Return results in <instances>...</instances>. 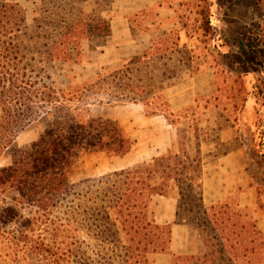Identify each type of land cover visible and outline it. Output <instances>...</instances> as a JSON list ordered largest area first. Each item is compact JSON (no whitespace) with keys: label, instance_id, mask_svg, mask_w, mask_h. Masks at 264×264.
<instances>
[{"label":"trees","instance_id":"trees-1","mask_svg":"<svg viewBox=\"0 0 264 264\" xmlns=\"http://www.w3.org/2000/svg\"><path fill=\"white\" fill-rule=\"evenodd\" d=\"M85 1L40 0L31 18L20 4L9 5L10 15L14 12L11 31L1 23L3 18L9 21L4 12L7 5L0 7V154L10 148L21 129L42 124L37 140L18 148L11 162L0 165V264H150L147 247L141 245L152 229L164 231L167 240L156 237L148 243L153 245L151 257L168 249L169 227L154 224L152 215L146 221L144 213L153 195L174 196L172 190L184 182L177 179L175 167L168 164V171H160L156 177L154 167L160 166L156 159L149 166L141 162L102 177L120 181L114 203L109 193L115 185L103 187L104 180H99L85 190L84 195L92 196L87 198L92 206L81 210L75 204L62 215L58 211L65 195L74 191L69 175L77 160L98 151L123 156L132 148V141L115 121L91 114L90 107L103 101H90L88 94L100 93L106 87L111 100L105 103H141L147 115L163 113L175 123L176 115L170 112L162 91L183 79V73L187 76L199 70L192 50L179 45L178 29L162 30L146 51L126 60L122 69L100 73L90 84L71 90L57 87L51 73L54 63L71 60L82 41L93 49L104 45L110 34L108 20L102 15L109 0H94L90 12L82 5ZM181 26L186 27L184 23ZM156 72L161 75L154 79ZM143 74L146 80L150 74L149 83H143ZM125 76L123 84L120 80ZM122 86V91H116ZM260 161L264 174V147ZM186 182L187 194L178 193L184 205L193 203V190L200 189L201 177L196 175ZM196 194L201 203V193ZM213 209L212 205L209 209L197 206L191 217L206 229L219 232L218 237L212 235L216 241L212 252L206 254L203 247L196 256H177L174 261L248 264L247 253L253 251L241 234L231 242L224 221L220 223L223 227L217 228L215 214L209 213ZM124 211L123 220L130 223L127 231L124 227L119 230L112 220L114 213L120 218L125 216ZM177 216L180 218L178 211ZM92 217L101 223L89 224ZM122 234L129 237L127 245L121 243ZM198 236L202 238L200 233ZM88 238L97 243H89Z\"/></svg>","mask_w":264,"mask_h":264},{"label":"rangeland","instance_id":"rangeland-1","mask_svg":"<svg viewBox=\"0 0 264 264\" xmlns=\"http://www.w3.org/2000/svg\"><path fill=\"white\" fill-rule=\"evenodd\" d=\"M93 1L87 0L82 4L85 11L90 12L94 8ZM173 1L180 5L178 15L181 24L184 23L187 32L194 34L197 39L194 42L197 57L194 65L199 68L210 65L213 68L215 89L211 95L207 93L204 96L200 95L197 104L191 105L183 112L182 115L189 116L190 120L179 124L180 132L168 152L150 157L152 153L148 154L147 144H135L129 160L137 158L140 164L144 162V165L149 166L153 162L152 159H156L160 164L154 167L157 169L156 177L160 175V171H168L167 164L175 167L177 179L184 182L179 188L172 190L174 196L178 198L179 217L189 219L187 221L193 225L195 232L201 234L202 238H198V242L203 243L206 254L212 252L216 243L212 235L215 233L218 237L219 232L206 229L191 218L195 215L197 206L205 207L197 200L196 193L200 192L202 195V179L209 177L214 188H219L223 183L224 191L233 194L213 204L214 209L209 213L215 214L217 228L223 227L220 225L221 221L225 222L232 243L239 238V234L242 235L247 247L253 251L247 253L245 261L248 264H264V174L260 161V153L264 147V0H217V5L213 4L214 0ZM226 1L227 7H224L222 4ZM16 3L25 7L27 17L31 18L32 12L40 5V0H0V7L1 4L7 5L3 9L10 17L9 21L3 18L1 22L7 31L12 30L14 23V12L10 15L11 10L8 7ZM209 4H212L211 7ZM217 9H222L221 12L226 13L229 20L219 23L215 14ZM169 27V24H165L163 28ZM99 51L100 47L93 49L87 41H82L78 54L71 60L55 62V69L51 73L56 86L71 90L76 86L90 84L98 74L110 73L126 66V60L129 59L126 54ZM124 74L126 75V71ZM155 74L154 79H157L161 72ZM182 75L185 78L184 73ZM169 76L171 78L170 74ZM148 77L150 74L147 75V80L145 74L142 75L143 83H149ZM120 82L126 83V76ZM120 90H123V86L116 91ZM107 91L105 87L100 93L88 94L87 99L90 101L93 99L103 101L91 106V113L126 119V110L132 106H127L126 100L113 104L105 103L111 100L106 94ZM158 101L161 102V98ZM41 129V123L21 129L10 148L4 149L0 154V165L11 162L18 148L26 147L37 140ZM199 143L202 145L201 149H197ZM235 148L241 149V155L234 158L237 165L229 166L227 176L221 177L217 158L223 152ZM122 165H126V157L120 159L101 151L84 155L77 160L69 175L70 182L75 184L74 191L72 194H66L59 204L60 215L62 211L70 210L75 204L80 205L81 210L92 206L87 200L91 195H84L86 187L98 184L99 180H104L102 177L109 176L112 170ZM196 175L201 177V187L193 190L195 197L193 203L184 205L178 193L187 194L186 179ZM111 179L102 181L105 182V186L103 184L101 186L115 185L116 189L112 188L109 193V200H113L114 203L120 181ZM209 207L207 206V209ZM189 209L192 211L189 212ZM124 213L125 216L122 218L114 213L112 220L119 230L124 227L127 231L130 223L123 220L126 219V211ZM144 218L146 221L151 219L150 210L144 213ZM87 222L101 223L99 220H93V217ZM147 235V238L142 239L141 247H147L146 255L151 259L153 245L148 243L154 242L156 237L166 241L167 235L164 231L155 229ZM122 236L124 237L122 245H127L129 237L125 234ZM88 241L97 243L94 239L88 238Z\"/></svg>","mask_w":264,"mask_h":264},{"label":"crops","instance_id":"crops-1","mask_svg":"<svg viewBox=\"0 0 264 264\" xmlns=\"http://www.w3.org/2000/svg\"><path fill=\"white\" fill-rule=\"evenodd\" d=\"M227 3L228 1L223 2L222 5L227 7ZM213 4L217 5V0H214ZM178 7H180L179 3L173 0H109V5L106 10H103L102 15L108 20L110 34L105 44L100 46L99 52L113 51L126 54L130 58L146 51L152 45V39L159 31L178 29L179 45L188 46L195 54L194 42L197 39H195L194 34L187 32L186 27L181 26ZM221 10L217 9L215 13L219 23L229 20L227 14H223ZM165 24H169L170 27L163 28ZM201 67L193 74L185 76V78L171 84L162 91L168 102L170 112L176 115L175 123L168 121L163 113L147 115L144 106L141 103L134 102H126L127 106H132V108L126 110V119L114 115L91 113L93 116L115 121L123 129L126 137L133 143L127 154L115 156L120 159L126 157V165L112 171L131 168L139 163L137 158L129 160L135 144H147V147L149 146L148 154L152 153L150 157L166 153L172 148L174 139L180 132L179 124L190 120L189 116L182 115L183 112L191 105H196L197 98L200 95L203 94L204 96L205 93L211 95V92L215 89L213 68L210 65ZM92 106H95V104ZM196 134L198 137V131ZM199 148H202L200 143L197 145V149ZM240 152V148L231 149L223 152L217 158V164L221 168V177L227 176L230 171L229 166L237 165L234 158L239 157ZM210 180L209 177L202 179L203 191L201 197L202 204L205 207L211 206L233 194V192L224 191L223 183L219 188L212 187L213 181ZM148 208L154 224L169 227L170 237L168 249L154 253L150 264H180L179 261H174V258L177 256H196L203 251L202 243L198 242L199 233L195 232L189 221L185 218L180 219L177 216L178 198L176 196L153 195L148 203Z\"/></svg>","mask_w":264,"mask_h":264}]
</instances>
